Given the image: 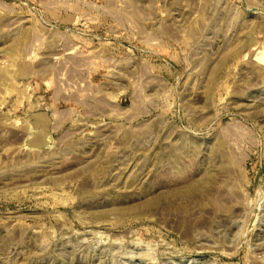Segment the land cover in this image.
Instances as JSON below:
<instances>
[{"label":"rangeland","instance_id":"rangeland-1","mask_svg":"<svg viewBox=\"0 0 264 264\" xmlns=\"http://www.w3.org/2000/svg\"><path fill=\"white\" fill-rule=\"evenodd\" d=\"M0 264H264V0H0Z\"/></svg>","mask_w":264,"mask_h":264}]
</instances>
